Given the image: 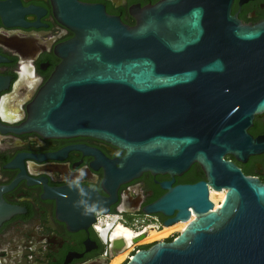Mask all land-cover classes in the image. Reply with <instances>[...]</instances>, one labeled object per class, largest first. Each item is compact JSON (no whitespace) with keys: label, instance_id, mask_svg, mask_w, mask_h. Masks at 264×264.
<instances>
[{"label":"water","instance_id":"1","mask_svg":"<svg viewBox=\"0 0 264 264\" xmlns=\"http://www.w3.org/2000/svg\"><path fill=\"white\" fill-rule=\"evenodd\" d=\"M54 10L74 35L56 47L60 62L11 129L104 139L125 150L119 181L200 165L206 180L148 207L194 216L124 264H264V184L224 158L254 152L247 127L264 111V23L243 24L229 0H160L137 7L134 25L80 0H54ZM210 188L224 191L216 207ZM14 209L0 189V223ZM123 238L113 241L118 251Z\"/></svg>","mask_w":264,"mask_h":264},{"label":"flooded vegetation","instance_id":"2","mask_svg":"<svg viewBox=\"0 0 264 264\" xmlns=\"http://www.w3.org/2000/svg\"><path fill=\"white\" fill-rule=\"evenodd\" d=\"M80 1L134 25L137 7L160 0ZM229 11L243 24L264 23V0H229ZM73 35L54 0H0V189L15 208L0 223V264H111L126 252L116 263L124 264L137 249L173 240L194 216L190 207L182 220L176 210L164 214L150 204L173 187L206 180L193 161L178 172L143 170L119 181L114 174L125 150L104 139L11 129L27 118L60 62L56 47ZM247 132L254 152L224 158L264 184V111L253 115ZM117 237L125 240L120 251L113 245Z\"/></svg>","mask_w":264,"mask_h":264},{"label":"bare ground","instance_id":"3","mask_svg":"<svg viewBox=\"0 0 264 264\" xmlns=\"http://www.w3.org/2000/svg\"><path fill=\"white\" fill-rule=\"evenodd\" d=\"M209 198L210 200L213 202L214 206L216 207L224 198V191L223 190H214V189H210L209 191ZM182 225V224H181ZM116 231L120 232V230H123V232L126 234V235H130L129 231L125 228H122L120 225H117L116 228H115ZM167 231V229H166ZM166 231H163V232H166ZM162 232V233H163ZM162 233H157V234H151L149 237H147V239H150L154 236H160L162 235ZM164 234V233H163ZM126 252H121L119 254H117L112 263L111 264H116L118 263L119 261L122 260V258L124 257Z\"/></svg>","mask_w":264,"mask_h":264},{"label":"rangeland","instance_id":"4","mask_svg":"<svg viewBox=\"0 0 264 264\" xmlns=\"http://www.w3.org/2000/svg\"><path fill=\"white\" fill-rule=\"evenodd\" d=\"M217 206H218V205H217ZM149 236H150V235H149ZM149 236H148V237H149ZM111 263H112V262H111Z\"/></svg>","mask_w":264,"mask_h":264},{"label":"clouds","instance_id":"5","mask_svg":"<svg viewBox=\"0 0 264 264\" xmlns=\"http://www.w3.org/2000/svg\"><path fill=\"white\" fill-rule=\"evenodd\" d=\"M83 173H81V175H82Z\"/></svg>","mask_w":264,"mask_h":264}]
</instances>
